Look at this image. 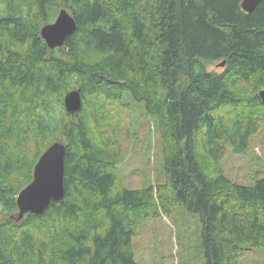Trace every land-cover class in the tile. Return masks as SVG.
I'll use <instances>...</instances> for the list:
<instances>
[{
	"label": "trees",
	"instance_id": "trees-1",
	"mask_svg": "<svg viewBox=\"0 0 264 264\" xmlns=\"http://www.w3.org/2000/svg\"><path fill=\"white\" fill-rule=\"evenodd\" d=\"M241 2L0 0V264H138L139 222L176 204L199 214L206 264L264 248V180L237 185L222 167L264 130V0L250 13ZM63 8L76 29L49 49L40 30ZM72 90L74 115L64 107ZM125 95L158 121L156 188L117 180L120 126L133 125ZM56 142L64 199L18 220L17 196Z\"/></svg>",
	"mask_w": 264,
	"mask_h": 264
},
{
	"label": "rangeland",
	"instance_id": "rangeland-1",
	"mask_svg": "<svg viewBox=\"0 0 264 264\" xmlns=\"http://www.w3.org/2000/svg\"><path fill=\"white\" fill-rule=\"evenodd\" d=\"M88 59V58H86ZM215 62L209 71L221 72L223 67ZM129 110L123 116L133 125L126 131L121 123L123 135L119 150H127L123 162L117 166L119 184L129 190H140L164 183V156L157 119L148 114L143 103L124 97ZM117 120V117L111 115ZM222 167L231 181L237 185L253 187L264 180V130L251 136L245 154L229 151ZM33 178V173H32ZM164 213L159 207L157 216L152 214L139 222L136 235L132 238L134 260L138 264H206L202 242V223L199 214L189 213L182 205L168 206ZM238 264H264V248L241 252Z\"/></svg>",
	"mask_w": 264,
	"mask_h": 264
},
{
	"label": "water",
	"instance_id": "water-1",
	"mask_svg": "<svg viewBox=\"0 0 264 264\" xmlns=\"http://www.w3.org/2000/svg\"><path fill=\"white\" fill-rule=\"evenodd\" d=\"M259 1L242 0L241 8L246 13H250ZM75 29V20L63 8L52 23L42 26L40 37L49 49H54L62 47ZM224 65V61L219 64L220 67ZM259 97L264 104V86L259 92ZM81 104L79 90H72L65 94L64 107L71 115L79 111ZM64 157L65 145L62 142L54 143L40 156L33 169L32 181L17 196L18 220L28 212L41 215L50 206L51 202L64 199Z\"/></svg>",
	"mask_w": 264,
	"mask_h": 264
}]
</instances>
